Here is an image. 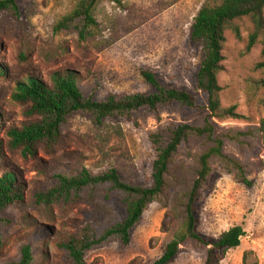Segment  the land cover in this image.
<instances>
[{"label":"rangeland","instance_id":"1","mask_svg":"<svg viewBox=\"0 0 264 264\" xmlns=\"http://www.w3.org/2000/svg\"><path fill=\"white\" fill-rule=\"evenodd\" d=\"M77 0H18L20 14H0V175L16 174L26 185L25 203L9 206L0 224V264L16 261L21 248L30 244L32 264H71L58 243L85 225L97 232L121 221L125 215L122 195L101 186L70 205L37 207L36 190L53 184V175H73L82 168L99 174L116 168L127 183L150 186L156 157L151 135L178 123L201 125L207 114L206 96L195 88L200 47L189 39L190 26L199 9L221 0H99L93 16L96 24L84 38L76 32H53V25L69 13ZM264 16V8H263ZM236 37L225 32L222 70L217 75L222 106L236 105L237 119H212L217 133L245 132L242 143L225 140L223 151L244 164L250 185L226 172L218 160L211 161L208 181L196 202L197 231L218 237L235 225L245 236L240 245L228 249L220 264H264V86L256 83L264 73L255 68L263 58L262 37L247 50L253 25L248 17L233 22ZM71 71L79 77L85 97L120 98L149 93L142 71H150L164 85L197 94L199 108L176 103L155 110L140 109L130 115L107 117L100 126L77 113L63 127V138L53 150L38 148L35 156L23 157L7 146L6 131L35 121L27 116V105L13 100L15 84L28 76L46 81L55 71ZM202 140L189 138L179 146L173 164L193 170ZM176 167V166H175ZM172 184L167 198L148 204L131 230L130 242L114 239L92 247L84 254L86 264H152L182 222L180 190ZM207 247L186 241L170 264H203ZM246 256L244 262L243 257Z\"/></svg>","mask_w":264,"mask_h":264},{"label":"trees","instance_id":"2","mask_svg":"<svg viewBox=\"0 0 264 264\" xmlns=\"http://www.w3.org/2000/svg\"><path fill=\"white\" fill-rule=\"evenodd\" d=\"M99 0H77L72 10L61 16L53 25V32H76L79 38L89 33V28L96 24L93 12ZM119 2V0H114ZM264 0H221L216 4L203 5L190 26L189 39L200 47V62L195 73V88L206 96L207 114L201 125L178 123L156 131L151 135L155 145L156 157L152 163V183L150 186L131 184L123 181L116 168H110L99 174H91L82 168L78 173L67 175L55 173L53 184L36 190L32 195V203L37 207L53 205H70L83 200L87 193H92L101 186L122 195L125 215L121 221L105 227L97 232L92 226L85 225L79 231L68 235L58 243L66 252L71 264H86L84 254L92 247L117 239L126 245L131 239V230L140 220L149 203L167 198L171 183L181 188L174 197L180 199L182 222L165 244L161 255L152 264H170L177 256L180 245L190 240L207 247L203 264H220L226 251L240 245L245 236L242 225H235L222 232L218 237H206L196 229L198 214L196 202L211 172V161L218 160L228 173L250 185L245 166L235 157L223 151L225 140L242 143L245 132L226 131L217 133L212 119H237L241 114L236 105L222 106L220 102L221 86L217 75L222 70V50L226 40L225 32L231 29L239 37V29L233 22L248 17L253 30L248 36L246 49L249 50L256 40L262 37L263 56L255 68L264 73ZM7 13L12 17L20 14L18 0H0V14ZM5 68L0 64V76ZM143 79L153 89L149 93H133L120 98L108 95L106 99L94 100L85 97L79 87V77L71 71H55L46 81L35 76H28L15 84L13 100L27 105L25 114L38 119L10 127L6 131L7 146L11 150H19L23 157H33L42 147L46 151L53 150L63 138V127L69 118L77 113L89 117L94 125L100 126L107 117L130 115L140 109L155 110L159 106L178 104L190 109L199 108L197 94L186 89H178L164 85L150 71L141 72ZM264 86V77L257 82ZM264 103V95L262 97ZM261 131L264 133V125ZM202 140V149L196 158V164L188 176L184 165L173 164L179 146L189 138ZM3 143L0 141V153ZM176 166V167H175ZM26 185L16 174L5 170L0 175V224L3 222L2 212L9 206L25 203ZM34 253L30 244L21 248L18 260L3 264H32ZM244 255L243 260L246 261Z\"/></svg>","mask_w":264,"mask_h":264}]
</instances>
